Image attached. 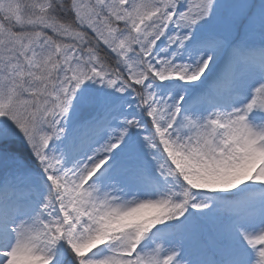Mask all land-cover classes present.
<instances>
[{"label":"snow or ice","instance_id":"6c2138e0","mask_svg":"<svg viewBox=\"0 0 264 264\" xmlns=\"http://www.w3.org/2000/svg\"><path fill=\"white\" fill-rule=\"evenodd\" d=\"M0 264H264V0H0Z\"/></svg>","mask_w":264,"mask_h":264}]
</instances>
